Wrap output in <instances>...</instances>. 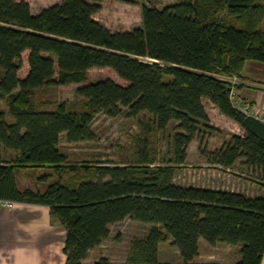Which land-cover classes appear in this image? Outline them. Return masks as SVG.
I'll list each match as a JSON object with an SVG mask.
<instances>
[{
  "label": "trees",
  "instance_id": "obj_1",
  "mask_svg": "<svg viewBox=\"0 0 264 264\" xmlns=\"http://www.w3.org/2000/svg\"><path fill=\"white\" fill-rule=\"evenodd\" d=\"M105 0H61L34 15L25 0H0V146L15 158L0 160V199L45 205L66 229V264H82L110 237V227L126 218L151 224L142 240L132 243L125 264H166L159 246L172 240L182 264L198 263L200 241L215 247H240L236 264H261L264 255V198L174 183L188 146L210 124L204 100L240 126L219 151L201 155L223 169L239 159L264 170V123L235 109L231 78L247 61L264 63V6L257 0H182L157 8L142 5V26L112 32L95 20ZM225 13V17L220 16ZM27 53L29 71L18 73ZM113 70L127 86L111 79L86 83L90 69ZM82 84L76 95L83 111L66 103L48 109L33 102L35 90L50 85ZM236 88L239 89L237 85ZM150 114L157 128L177 124L172 159L155 165L146 147L129 165L72 166L61 151L68 143L93 141L97 114L117 117ZM49 167L44 191L22 187L24 170ZM82 170V175H78ZM69 174L68 179L63 177ZM94 264H117L101 257Z\"/></svg>",
  "mask_w": 264,
  "mask_h": 264
},
{
  "label": "rangeland",
  "instance_id": "obj_2",
  "mask_svg": "<svg viewBox=\"0 0 264 264\" xmlns=\"http://www.w3.org/2000/svg\"><path fill=\"white\" fill-rule=\"evenodd\" d=\"M31 7L34 15L53 5L60 4L61 0H25ZM182 0H152L151 5L163 8L167 5ZM264 6V0H257ZM144 0H105L101 10L95 14V20L112 32H128L142 26V5ZM229 22L225 13H220ZM260 28L264 30V21ZM27 53L23 54L18 62L20 71L18 77L25 79L29 71ZM101 79H111L121 86L127 82L121 80L111 69L93 68L88 71L86 83L96 82ZM82 84L50 85L35 90L33 102L36 105L48 104V109H53L60 103H66L69 109L83 111V99L76 95L77 89ZM205 112L210 124L219 129L211 133L203 131L198 139L194 140L187 149V159L183 165L177 166L174 173V183L180 186L219 189L222 191L237 192L250 198H264V170L249 168L244 164V159H239L236 164L223 169L210 164L201 155L202 150L209 152L219 151L227 144L234 134L242 135L243 131L231 119L214 109L209 101L204 102ZM121 113L117 117H108L103 113L95 116L92 131L95 135L93 141L68 143L66 135L61 136L60 149L67 156L70 165L98 166V165H129L138 162V147H146L150 158L155 165H163L172 159L171 143L177 124L170 123L161 131L157 128L153 117L148 113H141L130 117L128 110L120 107ZM0 111L6 113L7 120L13 119L8 114L6 102L0 101ZM14 152H5L0 146V160L15 158ZM77 167V168H78ZM43 175H50L48 183L55 181L54 170L45 167L40 169L24 170L20 174L22 187L44 191L48 183L37 180ZM78 175H82V170ZM71 176L66 174V180ZM153 228L151 224L140 223L130 218L110 227V237L99 247L93 250L82 264H94L101 257L113 263L125 264L130 254L132 243L144 239ZM160 261L166 264H182L179 251L168 239L159 246ZM240 247L216 245L212 247L205 241H200L198 263L236 264L240 260Z\"/></svg>",
  "mask_w": 264,
  "mask_h": 264
},
{
  "label": "crops",
  "instance_id": "obj_3",
  "mask_svg": "<svg viewBox=\"0 0 264 264\" xmlns=\"http://www.w3.org/2000/svg\"><path fill=\"white\" fill-rule=\"evenodd\" d=\"M230 81L246 103L264 113V63L247 61ZM65 239V227L48 206L15 202L12 209L0 208V264H66Z\"/></svg>",
  "mask_w": 264,
  "mask_h": 264
},
{
  "label": "built area",
  "instance_id": "obj_4",
  "mask_svg": "<svg viewBox=\"0 0 264 264\" xmlns=\"http://www.w3.org/2000/svg\"><path fill=\"white\" fill-rule=\"evenodd\" d=\"M231 82H232V89L230 92V101L232 106L235 109L244 113L245 115L254 117L260 120L262 123H264V113L262 114L261 112L258 111L257 108H255L251 104L246 103L239 94L238 90L236 89L235 82L234 81ZM14 205H15L14 201L0 199V208L12 209Z\"/></svg>",
  "mask_w": 264,
  "mask_h": 264
}]
</instances>
